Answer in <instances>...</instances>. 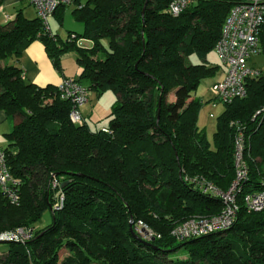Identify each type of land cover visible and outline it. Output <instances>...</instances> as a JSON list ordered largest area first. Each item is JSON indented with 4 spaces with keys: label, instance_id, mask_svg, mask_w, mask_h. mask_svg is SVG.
<instances>
[{
    "label": "trees",
    "instance_id": "obj_1",
    "mask_svg": "<svg viewBox=\"0 0 264 264\" xmlns=\"http://www.w3.org/2000/svg\"><path fill=\"white\" fill-rule=\"evenodd\" d=\"M172 1L74 0L72 14L84 31L65 40L22 11L0 22V109L18 121L3 148L20 196L14 204L0 190V233L32 230L30 239L4 243L0 264H264V209L244 204L247 193L264 189L263 72L247 80L246 97L224 104L211 143L198 125L204 100L194 93L220 69L208 54L236 1L193 0L177 16ZM67 6L56 10L60 22ZM80 37L93 44H78ZM259 37L264 54V23ZM35 40L62 73L61 54L77 50L81 73L71 79L99 95L117 94L107 127L94 130L85 116L74 123L72 103L57 85L22 77L14 59ZM239 126L248 138V177L237 194V220L178 240L175 226L224 208L222 197L197 180L230 189ZM60 195L61 209L37 227ZM140 221L153 239L137 229Z\"/></svg>",
    "mask_w": 264,
    "mask_h": 264
},
{
    "label": "built area",
    "instance_id": "obj_2",
    "mask_svg": "<svg viewBox=\"0 0 264 264\" xmlns=\"http://www.w3.org/2000/svg\"><path fill=\"white\" fill-rule=\"evenodd\" d=\"M193 0H174L170 4V11L175 16L188 6ZM230 9L222 28L215 50L221 64L225 67L224 76L214 82L210 91L213 94L212 105L217 102L230 103L236 98H244L248 94L247 80L257 78L261 70L253 66L250 61L253 56L261 53L260 29L264 23V0H235ZM35 6L38 16L41 18L45 28L50 35H53L50 27V19L54 17L56 10L62 5H71L74 0H31ZM22 77L25 78L23 71ZM61 96L72 103L70 111L71 120L74 123L84 122L82 106L89 100V89L86 85L71 78H64L58 85ZM264 110V108L262 109ZM261 111V110H260ZM258 111V113L260 112ZM213 115V114H212ZM235 125V124H234ZM247 136L245 127H238L236 133V180L226 192L216 188L206 180H197L200 189L204 192L221 196L225 206L215 216L207 218H190L178 224L172 230V234L178 240H185L192 237L203 236L216 231H223L231 227L238 218L240 206L237 202V194L241 182L248 177V167L245 161ZM54 185H58L57 181ZM0 190L14 204H19L18 181L12 175L7 164L6 153L0 145ZM64 204V195H60L53 205L54 210H59ZM244 204L248 211H261L264 209V189L261 191L249 192L244 197ZM137 229L143 236L151 240L154 232L142 221ZM32 236V230L18 228L0 233V241H25Z\"/></svg>",
    "mask_w": 264,
    "mask_h": 264
},
{
    "label": "rangeland",
    "instance_id": "obj_3",
    "mask_svg": "<svg viewBox=\"0 0 264 264\" xmlns=\"http://www.w3.org/2000/svg\"><path fill=\"white\" fill-rule=\"evenodd\" d=\"M75 5L76 4L73 3L70 6L68 5L66 7L63 13V22H60L57 14L50 19V27L52 29V32L57 34L63 40L67 39L70 31H76L77 33H83L84 31L82 22L77 21L72 14V10ZM26 8L30 13L33 10L35 11L34 7L31 5H26ZM107 43L108 41L102 40V44ZM78 44L91 46L93 44V41L92 39L87 37H80L78 39ZM77 56L78 52L75 49H69L63 52L60 56V63L63 72H70L72 74L71 77L80 76L81 73V67L77 62ZM208 58L211 63H217V65L220 66V69L215 77H207L202 80L194 95H198L199 98H203L204 100V104L201 106L198 115V125L205 130L207 139L211 143H214V136L217 129L218 119L224 111L225 105L223 102H217V107L212 106L213 100L211 101L210 99L213 98V94L209 89V85L213 79H216V77L222 73L223 66H221L217 53L214 49L209 52ZM250 62L254 66L261 69L264 75L263 53L253 56ZM116 100L117 94L111 89L105 90L100 95L96 91H89V101L86 103L87 105L85 109H83V112L85 113L84 115L87 118V122L92 129H100L109 125L112 117V108ZM169 100H174L173 95L169 96ZM7 128L8 127L4 125L0 127V145H5V134L9 131V129ZM51 220L52 213L51 210H48L44 214L43 218L38 221L36 226L43 227L49 224ZM4 247H6V245H4V243H0V250H2ZM178 252L179 256H183L180 250Z\"/></svg>",
    "mask_w": 264,
    "mask_h": 264
},
{
    "label": "crops",
    "instance_id": "obj_4",
    "mask_svg": "<svg viewBox=\"0 0 264 264\" xmlns=\"http://www.w3.org/2000/svg\"><path fill=\"white\" fill-rule=\"evenodd\" d=\"M26 5L33 6L35 11L33 10L30 13L29 10L26 8ZM19 11H22L23 14L27 18H34V17L38 16L37 10H36L35 6L32 4L31 0H1V2H0V22L6 23L7 21L13 19ZM34 13H36V14H34ZM217 56H218V54H217ZM218 58H219V56H218ZM194 60L200 61L199 58H197V57H194ZM219 61H220V59H219ZM14 63L18 67L23 69V71L25 73V80L26 81L33 82V83H35L37 85H41V86H45L47 84H55L58 86L64 78H71V75H72L68 71H65L62 73L58 69H56V67L53 64L52 59L49 57V55L46 51L44 43L40 40L33 41L22 52V54L19 57L14 59ZM212 64L214 65V63H212ZM215 64H217V63H215ZM217 73H216V75H217ZM224 74H225V67L223 66L222 73L219 76H217L216 79L212 80V82L209 85V89H210L211 85L214 82L221 79L224 76ZM197 97H198V95H197ZM201 99L203 100V98H201ZM86 105L87 104H84L82 106V111H83V109H85ZM217 106L218 105H216L215 107H217ZM17 122L18 121H17L16 117L8 115L4 110L0 109V127L4 125V126L8 127L7 129H9V131H11ZM4 140H5V145H6L7 144L6 137L4 138ZM5 145H1V146L4 147Z\"/></svg>",
    "mask_w": 264,
    "mask_h": 264
},
{
    "label": "water",
    "instance_id": "obj_5",
    "mask_svg": "<svg viewBox=\"0 0 264 264\" xmlns=\"http://www.w3.org/2000/svg\"><path fill=\"white\" fill-rule=\"evenodd\" d=\"M147 4V3H146ZM144 12H145V9H144ZM143 12V13H144ZM50 209H51V211H53V206L50 204ZM133 222V221H132ZM8 241H0V243H7Z\"/></svg>",
    "mask_w": 264,
    "mask_h": 264
},
{
    "label": "bare ground",
    "instance_id": "obj_6",
    "mask_svg": "<svg viewBox=\"0 0 264 264\" xmlns=\"http://www.w3.org/2000/svg\"><path fill=\"white\" fill-rule=\"evenodd\" d=\"M244 181V180H243Z\"/></svg>",
    "mask_w": 264,
    "mask_h": 264
}]
</instances>
